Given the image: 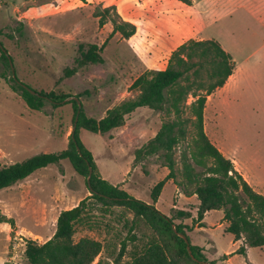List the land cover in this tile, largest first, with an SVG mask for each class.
Segmentation results:
<instances>
[{
    "label": "rangeland",
    "instance_id": "rangeland-1",
    "mask_svg": "<svg viewBox=\"0 0 264 264\" xmlns=\"http://www.w3.org/2000/svg\"><path fill=\"white\" fill-rule=\"evenodd\" d=\"M201 1L192 0L193 7L189 8L179 0H0V42L12 58L20 82L37 91L74 97L93 90L96 94L84 96L80 102L89 117L101 119L109 109L136 95L130 87L142 74L166 69L171 53L182 43L190 39L219 41L235 58L238 84L226 94L230 102L219 110L221 116L214 118V107L220 105L222 97L217 94L209 102L205 123L208 136L227 158L239 163L252 185L264 195V24L240 9L204 30L197 10ZM248 3L264 6V0ZM108 7L112 8L106 24L100 27L94 13ZM258 16L264 17L263 13ZM114 21L134 24V37L123 39L115 34L102 52L104 64L90 65L75 77L61 80L64 69L74 64L79 44L103 46L113 32ZM0 74L10 77L1 51ZM193 101L190 96L188 104ZM74 114L72 104L31 110L0 76V165L64 151L73 131ZM183 117H192L189 109ZM173 118L141 108L124 127L106 135L81 129L79 136L92 152L99 174L111 184L155 205L168 217L175 209L189 211L190 219L176 223L191 227L187 232L191 243L205 249L209 262L264 264V247L237 253L242 243L225 231L223 210L208 213L201 227L200 202L193 188H183L182 155L189 156L192 150V124L186 126L187 138L174 153L175 179L165 182L158 201L153 202V189L170 172L166 160L155 155L135 165V153ZM88 196L86 178L78 175L68 160L37 170L1 190L0 264H27V243L50 240L60 213ZM87 213L77 226L75 240L88 237L102 243V252L93 264H130L150 239L151 232L145 228L131 232L128 225L132 216L124 208L106 210L98 205ZM135 233L137 239L132 241ZM124 243L126 250L120 256Z\"/></svg>",
    "mask_w": 264,
    "mask_h": 264
},
{
    "label": "trees",
    "instance_id": "trees-1",
    "mask_svg": "<svg viewBox=\"0 0 264 264\" xmlns=\"http://www.w3.org/2000/svg\"><path fill=\"white\" fill-rule=\"evenodd\" d=\"M179 1L192 5V0ZM111 8L95 11L94 17L99 20L100 27L106 24ZM136 32L134 24L114 21L113 32L103 46L79 44L74 64L64 69L61 80L75 77L90 65L104 64L102 52L108 41L115 34L130 39ZM0 51L10 77L5 74L0 76L31 110L42 111L47 106L58 109L72 104L75 110L74 123L78 117L77 128L70 135L64 151L41 153L20 163L0 165V191L25 180L37 170L59 164L63 160L70 161L76 173L86 178L90 191V196L77 206L60 213L56 232L50 240L44 244L33 240L27 243V264H93L102 252V243L88 237L76 241L75 234L77 226L87 218L90 207L98 205L106 210L124 208L132 216L128 225L131 232L142 228L151 232L148 243L133 255L130 264H215L209 262L204 248L191 243L187 234L191 227L176 223L178 220L190 219L189 211L175 210L174 215L168 217L155 205L135 199L124 189L111 184L101 177L92 152L80 140L81 129L106 135L124 127L128 118L141 108L174 115L173 119L162 124L154 138L135 153V165L155 155L163 156L166 160L165 166L170 172L166 180L153 189V202L158 201L165 182L175 179L174 153L187 138L186 126L192 124L195 129L192 150L189 156L186 153L182 155L183 188L187 191L193 188V194L200 202L198 221L202 223L210 211L223 210L227 224L225 231L236 242H242L237 253L245 254L247 248L264 247V195L249 185L235 169L234 163L211 142L205 131L204 111L207 100L225 86L235 70L232 55L223 49L220 42L215 39H190L182 43L171 53L166 69L142 74L130 87V92L136 95L109 109L101 119L89 117L83 106L79 112L80 99L96 94L93 90L81 91L76 97L37 90L34 95L27 88L30 86L20 82L16 74L14 76L10 65L12 58L4 51L1 42ZM190 96L194 101L188 104ZM186 109H189L191 118L183 117ZM90 170L93 172L91 177ZM178 234L185 235L188 243ZM133 236L132 241H135L136 233ZM188 246L196 260L191 257ZM125 250L126 243L123 244L120 256Z\"/></svg>",
    "mask_w": 264,
    "mask_h": 264
},
{
    "label": "crops",
    "instance_id": "crops-1",
    "mask_svg": "<svg viewBox=\"0 0 264 264\" xmlns=\"http://www.w3.org/2000/svg\"><path fill=\"white\" fill-rule=\"evenodd\" d=\"M182 3V2H181ZM188 6V5H187ZM189 8L193 7L188 6ZM246 10L249 15L252 16L253 19L261 22L264 24V17L258 16L263 13L264 15V6L260 8V6H256L253 4H249L248 0H202L197 5L198 10V17L201 22V25L203 29L205 30L210 25H215L219 23L224 18H231L232 14L235 10ZM261 11V12H260ZM201 40H208V39H201ZM219 42V41H218ZM228 52V49H226ZM230 51V50H229ZM231 52V51H230ZM229 52V53H230ZM232 54V53H230ZM233 57V56H232ZM233 60L235 61V58L233 57ZM238 77V69L237 65L235 63V70L233 75L229 78L225 86L219 90H217L212 96H210L207 100L205 111H204V124L206 123V113L208 110V104L212 100L213 96H216L219 94L221 98L220 105L217 107H214V118L217 116H221L223 113H221L219 110H223V107L229 105V99L226 97V94L232 92L238 84L237 82ZM230 97V96H229ZM219 111V114H218ZM135 113V112H134ZM232 118L230 117V121L232 122ZM205 131L208 135V131L205 125ZM209 137V136H208ZM210 139V138H209ZM212 142V140H211ZM213 143V142H212ZM216 146V144H214ZM217 147V146H216ZM219 149V148H218ZM220 150V149H219ZM221 151V150H220ZM222 152V151H221ZM223 153V152H222ZM224 155V154H223ZM225 156V155H224ZM226 157V156H225ZM227 158V157H226ZM229 159V158H228ZM231 160V159H230ZM234 163L235 169L243 176V178L249 183V185L258 193L262 194V192H259L253 185L248 175H246L243 170L240 168L239 163L236 160H231ZM177 210V209H175ZM211 212V211H210ZM208 212V213H210ZM207 213V214H208ZM206 214V215H207ZM227 225V224H226ZM241 242V241H240ZM242 243V242H241ZM195 245V244H194ZM203 248V247H202ZM250 248H247V251Z\"/></svg>",
    "mask_w": 264,
    "mask_h": 264
},
{
    "label": "water",
    "instance_id": "water-1",
    "mask_svg": "<svg viewBox=\"0 0 264 264\" xmlns=\"http://www.w3.org/2000/svg\"><path fill=\"white\" fill-rule=\"evenodd\" d=\"M4 51H6L5 49H4ZM7 55L9 56V54L7 53ZM10 57V56H9ZM10 65H11V70H12V72H13V74H14V76H15V74H16V72H15V67H14V65H13V61L10 59ZM27 87V86H26ZM28 88V90L32 93V94H37V92L34 90V89H32V88H29V87H27ZM81 108H82V104H81V102H79V112H80V110H81ZM77 122H78V117L76 118V120H75V123H74V126H73V133L75 132V130H76V128H77ZM92 170H90V177H91V175H92ZM88 182H90V178H89V180H88ZM181 238H183L187 243H188V239H187V237L185 236V235H183V234H178ZM188 250H189V253H190V255H191V257L194 259V260H196L195 259V257L193 256V254H192V252H191V248L188 246Z\"/></svg>",
    "mask_w": 264,
    "mask_h": 264
}]
</instances>
